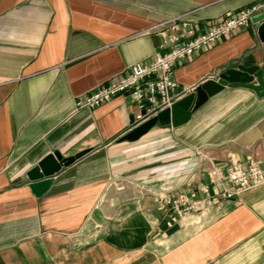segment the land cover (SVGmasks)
<instances>
[{
	"label": "crops",
	"instance_id": "crops-1",
	"mask_svg": "<svg viewBox=\"0 0 264 264\" xmlns=\"http://www.w3.org/2000/svg\"><path fill=\"white\" fill-rule=\"evenodd\" d=\"M261 1L0 0V264H264V184L172 228L155 201L207 184L213 167L264 171V95L226 87L188 122L122 142L156 114L145 119L129 95L77 107L151 61L168 20L203 31ZM257 27L176 64L172 105L226 69L264 70ZM54 153L85 154L39 196L27 174Z\"/></svg>",
	"mask_w": 264,
	"mask_h": 264
},
{
	"label": "built area",
	"instance_id": "built-area-1",
	"mask_svg": "<svg viewBox=\"0 0 264 264\" xmlns=\"http://www.w3.org/2000/svg\"><path fill=\"white\" fill-rule=\"evenodd\" d=\"M262 10L264 1L244 8L203 31H199L184 16L168 20L161 25L166 32L159 51L151 61L135 63L123 77L83 95L78 100L77 107L92 110L120 95L131 96L140 108L151 114L171 107L170 93L177 87L173 75L174 66L188 61L196 53L228 37L234 31L249 27L253 18ZM263 184L264 171L259 162H253L248 168L232 163L226 171L213 167L209 182L189 193L176 196L158 194L155 201L160 211H170L166 225L172 228L179 219L200 213L214 202L232 200Z\"/></svg>",
	"mask_w": 264,
	"mask_h": 264
},
{
	"label": "water",
	"instance_id": "water-1",
	"mask_svg": "<svg viewBox=\"0 0 264 264\" xmlns=\"http://www.w3.org/2000/svg\"><path fill=\"white\" fill-rule=\"evenodd\" d=\"M253 23L257 24V36L261 42H264V13L253 18ZM239 85H246L251 87L257 92L258 95H264V70L258 66L246 68L239 65L236 69H226L223 73L218 75L217 80L206 79L195 87V95H191L187 100L173 104L171 107L159 111L152 118L138 125L120 141L138 140L145 135L157 123L161 125H173L174 127L180 126L188 122L192 116V112L196 111L209 98L221 93L226 87H237ZM144 118H148L147 111L142 112ZM135 123L134 117L131 118V124ZM85 153H81L69 158H63L59 153H54L43 159L35 168L28 174V180L31 188L37 195H43L52 178L73 164L78 158Z\"/></svg>",
	"mask_w": 264,
	"mask_h": 264
}]
</instances>
